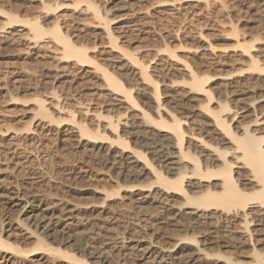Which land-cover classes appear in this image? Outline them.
<instances>
[{"label": "bare ground", "instance_id": "bare-ground-1", "mask_svg": "<svg viewBox=\"0 0 264 264\" xmlns=\"http://www.w3.org/2000/svg\"><path fill=\"white\" fill-rule=\"evenodd\" d=\"M72 1L57 0L54 6L76 15L63 25L51 24L45 30L38 20H27L31 34L17 40L0 34L1 58L36 63L40 79L56 82L72 78L85 66L93 68L89 74L99 76L108 92L101 103L108 115L76 103L74 111L91 119L95 128L90 131L97 135L80 124L60 130V138L89 149L93 160L106 170L102 179L115 185L133 184L121 202H130L151 232L165 228L155 227L158 224H166L174 245L192 252L184 254L177 247L165 246L153 239V233L123 239L106 232L103 239L99 234L96 239L101 238L103 248L114 253L127 248L152 264H264V0H189L187 10H193L190 16L194 17L214 16L232 4L246 9L252 18L247 27L261 34H241L233 22H224L221 28L217 26L219 37L235 40L231 51L212 43L202 45V38L198 45L184 46L180 41L179 46L171 47L169 41L178 40L184 25L177 32L175 27L165 31L162 47L153 44V49L149 38L146 41L151 47L142 43L152 32L147 29L151 21L145 20L150 7L175 18L185 15L176 0L150 2L140 9L136 4L138 10L128 8L140 0H116V5L129 11L114 27L97 7V0H88L80 11L71 7ZM76 1L75 6L83 2ZM54 7L44 8L50 11ZM43 18L48 21L51 14L47 12ZM90 32L95 40L88 48L84 45H88ZM46 34L50 42L43 41ZM124 39L141 41V46L125 49L121 45ZM99 42L100 57L95 60L89 49L96 50ZM19 44L28 51L8 55ZM146 49L155 54L148 61L140 57ZM47 59L67 65L46 67ZM21 70L10 72L20 85L37 76ZM117 77H124L126 85ZM0 86L5 89L7 84ZM49 86L40 83L34 89L49 91ZM60 97L47 92L38 107L45 110L49 106L73 118V108L61 106L66 98L62 101ZM101 131L113 134L111 143L92 141L105 138ZM10 152L17 156L26 151L18 146ZM56 204L63 209L58 211ZM82 210L86 208L64 200L47 202L44 195L0 180V264H89L86 258L61 250L63 245L82 246L81 221L75 218ZM189 231L195 235L180 237ZM14 234L32 241L34 247L25 250L4 239ZM85 252L89 258L110 262L89 247L85 246Z\"/></svg>", "mask_w": 264, "mask_h": 264}, {"label": "rangeland", "instance_id": "rangeland-1", "mask_svg": "<svg viewBox=\"0 0 264 264\" xmlns=\"http://www.w3.org/2000/svg\"><path fill=\"white\" fill-rule=\"evenodd\" d=\"M82 1L83 2L78 6H75L78 1L73 0L70 2V5L77 11H80V9L84 8L88 2V0ZM115 1L116 0H97V2H95L97 7L104 12V18L111 21V26L114 24L113 27L115 26V23L121 20L122 15L129 11L128 9L138 10V8L149 7L150 2H159L160 4V2H169L173 0H140L139 2L141 4L139 2H134L135 4L132 5L133 8L130 6L128 9H125V7L122 8L123 5H116V3H114ZM56 2L57 0H0V34L6 37L9 35L10 38L17 40L23 34H31L29 27L25 23L27 20L32 22L38 20L45 30H50L53 24L57 25L58 23L59 25H63L65 22L67 23V21L72 20V18L74 19V16L76 15L72 10L65 7H62L63 9H56L54 7ZM103 2L107 3L105 7L101 5ZM175 2L182 7L181 10L186 17L183 15L184 17L182 16L180 18L181 15H175L180 19L179 20L172 16L173 19L171 15L166 14L167 18H164V16H166L165 12L162 14L160 9L155 8L154 6L150 7L148 10L149 14L145 20H147V22L151 21L147 29L152 32L149 37L146 35V37L142 36L145 38L142 43L146 42L145 44H148L149 46L152 44L151 46L153 49L155 48L154 46L162 47L165 42V40L163 41L166 36L165 31L175 27L173 30L177 32L179 30L178 28H181V25H184L185 27H182L184 30L180 29V31L183 32L179 33L178 40H180L169 41L172 42L170 44V46L172 45L171 47H175L176 44L179 46L181 43L180 41H182V45L184 46L198 45L199 43L197 42H201L202 38V40H204L202 41V45L203 43L205 44V42L212 43L215 46L225 47L228 51H231L232 48H234L233 46H235V40L233 38L225 40L219 37L220 33L218 27L221 28L224 25V22L225 24L233 22V24L238 27L241 34H256V32H258L254 27H247L246 23L251 21L252 18H249L250 15L248 14V16L246 9L242 7H236V5L232 4L233 6L231 5L229 10L227 9L224 11L223 9V12L220 10V13H218V10L214 16L201 15L194 17L192 15L190 16L193 10H187V7H189V0H176ZM136 4L138 8L136 7ZM45 5L53 6L54 8L48 11L44 8ZM47 12L51 14V18L48 21H45L43 16ZM244 15H247L246 19ZM184 18L188 19H186V21L184 20L185 22L183 21L185 24L179 22ZM88 19L90 20L91 18L89 17ZM152 21L154 22L152 23ZM178 25L180 26L178 27ZM250 27L255 31L250 29ZM176 29L178 30L176 31ZM91 30L94 33L95 29L92 28ZM92 32L89 34L87 33L89 36V42L88 45L85 44L84 46H87L88 48L94 43L92 42L93 39L95 40V35H93ZM96 32L101 33V29H97ZM186 33L188 37L185 38L184 35ZM146 38H149L153 43H148ZM42 39L45 42L51 41L49 34L44 35ZM97 39L98 37L96 40ZM98 41L100 40L98 39ZM130 41L131 40L124 39L121 41V45L130 51L141 46V41H133L134 43ZM98 44L99 46L96 50L93 49L94 51H91V49H89V52H91L89 53L90 58L95 60L100 57V42ZM152 48L148 50H152ZM13 51L14 52L11 50L8 51L10 54L6 51V54H25L28 50L25 45L19 44L18 47L16 46V48L13 49ZM145 51L146 53L144 52L140 56L141 58L145 61L154 58L155 54L151 52L147 53V49ZM6 54L5 56H7ZM154 61H156V59ZM52 65L53 67L65 66L67 65V62L56 63V61H50L47 59L46 67L49 66L53 68ZM37 67L36 63H31V61H8L2 59L0 55V85L7 84L5 89H1L0 86V151L5 152H1L0 154V180L9 185L11 183H14L15 185L18 184V187L20 188H26L32 192L44 195L47 202L50 203L64 200L71 204L79 205L81 208H86V210L80 211L77 217H75L77 221H81L78 231L84 234V240L81 243L82 246L73 244L63 245L61 250L63 252L74 254L77 258H86L89 261V264H152L150 260L147 261L140 259L137 257L135 251L128 250L127 248L119 253H114L109 249L103 248L101 243H99V239L102 240V236L105 235L106 232L117 234L123 239L146 235L151 236V233H153L152 237L157 242L168 247H177L179 248L177 250L184 252V254L191 253L192 249L190 248L181 249L180 244L174 245L173 240H170L173 234H169L170 229L166 228V224H164L165 226L157 225L158 221L154 223L157 225L155 227L161 228L163 226L168 231L164 228L151 232L149 229H146L143 219L140 218L141 215L138 216V214L133 212L130 202H121L123 201L122 198H124L130 190V187L134 186L133 184L122 183L120 185H115L108 180L102 179L103 176L101 177L100 175L106 170L103 166L100 164L98 165V163L93 160V157L89 154V149L84 146L80 147L74 142L63 141L62 138H60V130L69 126L77 127L81 124L82 126H85L88 131L95 128L91 119H84L74 111L75 109L73 106L76 103L85 104V106L92 112L99 113L102 111L104 117L108 115L107 108L101 104L103 103L104 95L108 93L105 91L103 80H101L96 74H89V72H92L91 70H93L89 65L83 67L79 73L78 71L77 73H74L72 78L65 79L66 81L62 80L61 82H56L51 79H40L36 74L39 69ZM20 69H22L21 71H31L30 73L37 76L32 78L30 80L31 82L27 81L24 83H28L27 85H24L23 83L20 85L17 81L15 83L10 72L15 70L20 71ZM117 78L125 83L124 77ZM63 81L66 83H63ZM47 82L48 86L50 84L49 91L42 90L41 88L34 89L35 85ZM29 83H31V85H29ZM124 85H126V83ZM47 92L57 93L58 96H61L60 98L62 101L63 98H66V100L61 102L60 105L64 106L65 104H70V108H73V114H75L73 115V118H71L72 116L67 115V113L59 112L49 106H46L45 110L40 109L38 107V102L44 99ZM90 132L97 135L96 131ZM101 135L105 136V138L100 137L98 139H93L92 141L106 144L111 143L113 139V134L111 132L101 131ZM84 139L86 138L84 137ZM87 139L90 140V138ZM18 146L21 150L26 152L17 156H12L13 154L10 152L11 149H15V147ZM12 157L14 158L11 159ZM3 169L7 170L2 171ZM62 209L63 207L58 205V211ZM63 215H65V212ZM171 232L172 231L170 230V233ZM97 234H99L102 239H96V237H98ZM194 235V231L180 233V237H193ZM7 236L8 235H5L4 239H7L15 246L25 250L34 247L32 241L21 240L17 234H14V236L11 237ZM56 243L57 242L55 241L54 245ZM85 246L89 247L92 252L97 253L98 257H106L110 262H105L97 258H89L88 253L85 252ZM9 251L12 252L10 249Z\"/></svg>", "mask_w": 264, "mask_h": 264}]
</instances>
